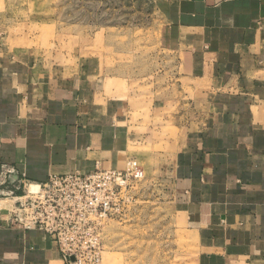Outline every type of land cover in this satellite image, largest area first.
I'll return each mask as SVG.
<instances>
[{"label":"crops","instance_id":"obj_1","mask_svg":"<svg viewBox=\"0 0 264 264\" xmlns=\"http://www.w3.org/2000/svg\"><path fill=\"white\" fill-rule=\"evenodd\" d=\"M15 1L0 0L9 187L141 160L142 208H169L196 264H264V0H151L137 74L114 60L125 51L52 48L40 23L10 15ZM11 208L0 198V264H65Z\"/></svg>","mask_w":264,"mask_h":264},{"label":"rangeland","instance_id":"obj_2","mask_svg":"<svg viewBox=\"0 0 264 264\" xmlns=\"http://www.w3.org/2000/svg\"><path fill=\"white\" fill-rule=\"evenodd\" d=\"M10 15L40 23L35 30L52 48L100 51L106 57L125 51L126 59L114 60L135 74L142 70V59L133 54L142 52L143 43L148 46L158 22L151 0H16ZM108 59L106 67L113 63ZM143 172L145 181L149 173ZM142 203L141 196L128 219L107 224L102 264H196L192 245L171 230L169 208L156 202L144 210Z\"/></svg>","mask_w":264,"mask_h":264},{"label":"built area","instance_id":"obj_3","mask_svg":"<svg viewBox=\"0 0 264 264\" xmlns=\"http://www.w3.org/2000/svg\"><path fill=\"white\" fill-rule=\"evenodd\" d=\"M9 170L0 174V198L11 202V220L37 229L55 243L65 264H102L103 234L109 222L130 217L142 196L145 178L135 160L122 170L51 176L43 184L14 182Z\"/></svg>","mask_w":264,"mask_h":264}]
</instances>
